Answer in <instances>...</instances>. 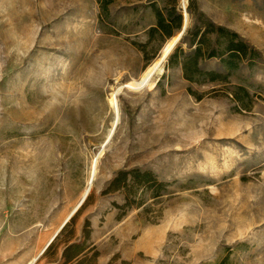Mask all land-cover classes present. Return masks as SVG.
Instances as JSON below:
<instances>
[{
	"label": "rangeland",
	"instance_id": "1",
	"mask_svg": "<svg viewBox=\"0 0 264 264\" xmlns=\"http://www.w3.org/2000/svg\"><path fill=\"white\" fill-rule=\"evenodd\" d=\"M170 1L0 0V264H61L83 239L73 264H264V0L176 1L181 37L193 1L263 63L189 80L180 37L149 82L181 30H151ZM133 168L158 190L102 193Z\"/></svg>",
	"mask_w": 264,
	"mask_h": 264
},
{
	"label": "trees",
	"instance_id": "2",
	"mask_svg": "<svg viewBox=\"0 0 264 264\" xmlns=\"http://www.w3.org/2000/svg\"><path fill=\"white\" fill-rule=\"evenodd\" d=\"M177 0H171L168 6L163 9L155 8L156 23L151 28L152 31L160 32L162 35L170 37L175 30L181 28L183 14L177 7ZM100 8L105 10L111 0H98ZM189 3L187 10L193 13L194 22L190 29L184 34L180 43H185L184 49L179 45L170 57V61L176 63L181 58V66L185 78L191 80L195 75L199 79L207 78L211 81L228 83V76L242 67L244 64L251 67L263 63L262 57L257 49L248 44L239 35L223 25H218L207 19L202 13L195 11ZM213 60L215 67L204 69L207 62ZM172 62V63H173ZM230 96L237 105L246 106L251 102L248 90L242 85H232ZM247 108V107H246ZM142 184L148 189L158 190L161 186L155 175L150 170H118L108 182L102 193H108L119 189L129 190L131 185ZM129 200L126 196V203ZM67 225V224H66ZM66 225L60 230L63 232ZM87 222L82 229V236H87ZM49 247V246H48ZM93 247L85 246L82 241L66 242L63 245L60 258L61 264H73L82 254H87ZM96 252H93V256ZM222 264V263H220Z\"/></svg>",
	"mask_w": 264,
	"mask_h": 264
},
{
	"label": "bare ground",
	"instance_id": "3",
	"mask_svg": "<svg viewBox=\"0 0 264 264\" xmlns=\"http://www.w3.org/2000/svg\"><path fill=\"white\" fill-rule=\"evenodd\" d=\"M176 37H171L163 46L162 48V52L160 54L159 57H157L150 65H148L146 67V69L143 71L141 78H144V80L149 81L152 77V75L156 72V71H160V65L162 63V61L164 59H162L164 57V54L166 52H168L169 50H171V48L173 47L174 43H175Z\"/></svg>",
	"mask_w": 264,
	"mask_h": 264
},
{
	"label": "water",
	"instance_id": "4",
	"mask_svg": "<svg viewBox=\"0 0 264 264\" xmlns=\"http://www.w3.org/2000/svg\"><path fill=\"white\" fill-rule=\"evenodd\" d=\"M184 27H185V24H183V26H182V28H181V30H180V33L178 34V36H177V38H176V40H175L174 45L176 44V42H177V41L179 40V38L181 37ZM174 45H173V47H174ZM173 47L171 48V50L173 49ZM171 50H169L168 52H166V53L164 54V57H163L162 59H165V57L167 56V54H168ZM84 196H85V195H84ZM75 209H76V208H75ZM75 209H74V211H75ZM64 223H65V222H64Z\"/></svg>",
	"mask_w": 264,
	"mask_h": 264
}]
</instances>
